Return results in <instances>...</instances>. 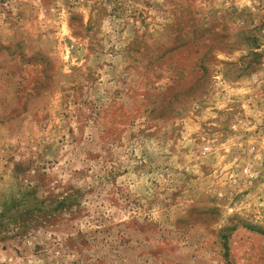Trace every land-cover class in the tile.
<instances>
[{
    "label": "rangeland",
    "instance_id": "rangeland-1",
    "mask_svg": "<svg viewBox=\"0 0 264 264\" xmlns=\"http://www.w3.org/2000/svg\"><path fill=\"white\" fill-rule=\"evenodd\" d=\"M0 264H264V0H0Z\"/></svg>",
    "mask_w": 264,
    "mask_h": 264
}]
</instances>
